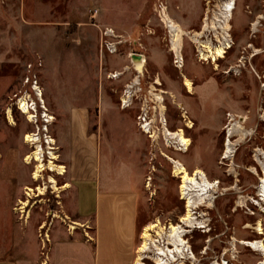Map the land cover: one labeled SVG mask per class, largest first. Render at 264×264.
Returning a JSON list of instances; mask_svg holds the SVG:
<instances>
[{
	"label": "rangeland",
	"instance_id": "rangeland-1",
	"mask_svg": "<svg viewBox=\"0 0 264 264\" xmlns=\"http://www.w3.org/2000/svg\"><path fill=\"white\" fill-rule=\"evenodd\" d=\"M145 2L143 16L132 33L123 20L131 11V0H116L117 22L105 23L108 33L102 36L96 34L90 20L63 22L58 15L45 21L42 7H36L38 20L30 21L18 13L16 0H0V246L9 240L13 223L19 229L15 234L19 233L26 244L36 241L42 245V255L44 240L56 231L69 236L79 232L75 221L60 220L66 174L57 176L44 170L35 182L32 175L36 163L26 162L38 145L45 165L53 151L55 164L65 167L66 150L61 146L64 120L54 115L47 97L56 106L63 98L66 101L78 94L85 103L97 100L91 108L93 115L101 112L106 116L112 110L127 113L137 134L139 164L144 173L138 201L137 247L147 225L157 220L162 226L175 225L185 214L180 180L173 177L170 158L189 173L202 170L218 185L213 191V205L195 211L194 216L205 228L191 229L186 235L195 257L186 264H258L263 260L261 253L242 246L240 241L264 243V206L257 190L262 170L256 164L259 151H264V52L252 51H264V27L258 28L259 20L251 21L255 15L264 16V0H235L229 31L221 28L223 0H209L208 5L206 0ZM207 7L212 17L208 14L205 20ZM103 11L108 22L109 15ZM163 13L185 34L181 38V59L170 51V32L162 21ZM248 23H257L256 30ZM261 24L264 26V21ZM194 33L201 34L199 41L203 44L220 47L226 43L230 49L223 59L203 61L208 54L193 42ZM107 43L114 45L111 54L105 49ZM249 45L253 47L247 48L248 53H242ZM154 50L159 52V61L154 59ZM134 53L145 60L141 74L139 65L128 58ZM185 79L192 84L191 92L184 86ZM33 80L42 95L37 108H29L26 102L27 95L36 101L31 90ZM126 96L128 105L132 103L121 108L120 99ZM21 100L28 109H34L30 118L21 112ZM48 115L54 120L49 121ZM143 120L153 138L144 133V128L141 130L146 125ZM188 122L191 128L186 126ZM236 122H240L241 130L230 135L236 152L232 160H223L227 132ZM164 126L170 132H184L191 142L187 152L176 149L174 140L164 135ZM27 135L36 139L28 141ZM49 137L55 140L52 151ZM49 177L55 179L58 190L48 183ZM38 188L43 189L42 195L36 192ZM14 193L19 196L16 203ZM20 202H26V206ZM259 221L263 235L254 230Z\"/></svg>",
	"mask_w": 264,
	"mask_h": 264
},
{
	"label": "crops",
	"instance_id": "crops-1",
	"mask_svg": "<svg viewBox=\"0 0 264 264\" xmlns=\"http://www.w3.org/2000/svg\"><path fill=\"white\" fill-rule=\"evenodd\" d=\"M16 1L18 13L28 16L30 21L38 20L35 8L42 7L45 21L58 15L63 22L90 20L98 31L96 34L102 36L109 28L105 23L114 25L118 19L116 0ZM145 5V0H131V11L123 19L128 31L135 32ZM103 10L109 15L108 22ZM154 53V59L159 61V52ZM85 100L72 94L54 106L47 97L54 115L64 120L61 124L65 127L61 146L66 150L64 168L69 188L60 197V220L75 221L80 226L79 232L69 236L56 231L44 240L42 255L41 244L36 241L26 244L19 233L16 237L15 231L19 229L13 223L9 240L0 246V264L134 263L138 201L144 177L137 134L127 113L112 110L106 116L101 112L93 115L91 108L97 100L93 99L92 104ZM18 197L13 194V203Z\"/></svg>",
	"mask_w": 264,
	"mask_h": 264
},
{
	"label": "bare ground",
	"instance_id": "bare-ground-1",
	"mask_svg": "<svg viewBox=\"0 0 264 264\" xmlns=\"http://www.w3.org/2000/svg\"><path fill=\"white\" fill-rule=\"evenodd\" d=\"M234 8H235V0H223V4L220 8V11L223 16V25H221L223 31H225V29L229 31L230 29L229 23L232 18V13L234 11ZM162 21L166 24V27L170 32V38H171L170 51L174 53L176 57L181 59L180 48L183 42L181 38L185 36V34L182 32V30L175 22H173L169 17H167L165 13H163L162 15ZM256 27H257V23L252 25L253 30H256ZM107 33L108 32H106L105 35H107ZM200 37L201 34L194 33L193 42L199 44V46L204 49L206 54H208L205 55L206 57L202 59L203 61H207L208 59H210L213 62H216L217 60L223 59L224 56L226 55V52L230 49L229 44L226 43L224 46L221 45L220 47L212 46L209 42L203 44L199 41ZM132 61L135 63L134 65L136 66L139 65L138 67H140L142 64L145 63L144 58L141 56L138 60L132 59ZM140 69L141 67L138 69V71ZM141 73H142L141 71L138 72V74ZM184 86L189 92L193 90L191 82L187 79L184 80ZM33 89L37 92L39 96L38 102L42 101L41 98L42 95L37 83L33 86ZM128 99L129 96H126V99L122 100L124 102L123 108L124 107L127 108L129 106ZM157 99L161 102L160 97L157 96ZM19 107L21 108V109L19 108L21 112L23 111L22 112L23 114L28 115L29 118L32 116L30 110L34 111V109H28L26 103L23 100L19 102ZM162 110L164 109L162 108ZM47 117L49 121L54 120L51 115H48ZM262 118L264 120V116ZM143 123L146 124L145 120H143ZM186 126L188 128H191V123L188 122ZM143 128L145 130L144 133L150 134L152 136L151 138H153L154 135H152V132H149L148 124H146L144 127L142 126L141 130H143ZM163 129H164V135L169 139L174 140V143L177 145L176 146L177 150L181 152L188 151L189 147L191 146V142L184 135V132L181 129L175 132H170L169 130H167L165 126ZM237 129L241 130L240 122H236L234 125H232L227 132V138L224 145L225 151L222 157L223 160H232L236 152L237 145L231 142L230 135L234 130ZM35 139L36 138L34 136H32V138L30 135L26 136V140L28 141H34ZM47 143L49 149L52 151L53 146H55V140L49 137ZM40 154H41V148L37 145L35 150L26 158V162L28 164L31 161H34L36 163L35 171L32 175L33 176L32 178L35 182H37L40 179V174L44 170H47L50 173H54L57 176L65 175L66 172L64 166L55 164V162L57 161V156L55 153H53V151L49 154L50 158L47 165L44 164ZM168 160L171 162L173 166L172 168L173 177L178 178L180 180L179 194L181 200L185 202V214L181 217V219H179L178 224L175 225L169 224L167 226H162L158 220L155 223L147 225L141 233V237H140L141 242L136 249V258L133 264H147L144 261L145 259L151 261L152 264H186L188 260H193V261L195 260L194 254L191 251L189 243L186 241L185 238L191 229L200 230L205 228L204 223L203 222L199 223L197 220V216H194L196 215L195 211L198 210L199 208H205V207L209 208L213 205V201L215 198L213 191L215 189H218V185L217 182L215 181L210 182L206 174L202 170L195 169L192 173H189L188 170L185 168V166L182 165L179 161L170 158H168ZM256 164L259 165L262 170V177L261 178L259 177V185L257 186V190H258V196L260 197V201L262 202V206H264V151L262 152L259 151V154L256 157ZM252 170L254 169L252 168ZM48 183L52 185L54 190H58L54 178L49 177ZM67 188H69V186L65 184L63 189H67ZM27 191L29 193L32 192V190L30 189H28ZM36 192H38L39 195H42L43 189L38 188ZM20 205L26 206V202H22V203L20 202ZM246 228L249 229L250 226L247 225ZM254 230L258 235H263L262 224L260 221L257 222ZM203 232H206V230ZM240 244L242 246L248 247L254 252H260L263 260L260 261L258 264H264V243L262 240L240 241ZM214 264L217 263L215 262Z\"/></svg>",
	"mask_w": 264,
	"mask_h": 264
},
{
	"label": "built area",
	"instance_id": "built-area-1",
	"mask_svg": "<svg viewBox=\"0 0 264 264\" xmlns=\"http://www.w3.org/2000/svg\"><path fill=\"white\" fill-rule=\"evenodd\" d=\"M206 2H207V5H208L209 4V0H206ZM208 11H209V8L207 7V9L205 11L204 19L207 17L208 14L212 17V11H210V13H208ZM204 19H203V21H204ZM104 34H106V30H105ZM113 46H114L113 44L107 43V44H105V49L110 53V52H112L111 49L114 48ZM36 83H37V81L33 80L32 84H31V90L33 92V95H34L36 101H33V99L30 98V95H27L28 100L26 102L29 105V108H32L33 106H34V108H37L39 96H38L37 92L33 89V86ZM121 104L124 105V102L122 100H121ZM38 106H40V104H38ZM138 119H144V118L143 117H139ZM144 261L147 264H152L151 261H149L147 259H145Z\"/></svg>",
	"mask_w": 264,
	"mask_h": 264
},
{
	"label": "flooded vegetation",
	"instance_id": "flooded-vegetation-1",
	"mask_svg": "<svg viewBox=\"0 0 264 264\" xmlns=\"http://www.w3.org/2000/svg\"><path fill=\"white\" fill-rule=\"evenodd\" d=\"M259 17H263V18H261V19H259ZM256 20H259V26H258V28L259 27H264L262 24H261V21H264V16H261V15H255L253 18H252V20L251 21H253V23L256 21ZM249 25H252V24H250V23H248ZM257 32H259V30H257ZM256 32V33H257ZM253 33V32H252ZM253 34H255V33H253ZM168 36V35H167ZM114 37V36H113ZM116 37V36H115ZM169 37V36H168ZM120 43V42H119ZM251 47H253V46H251V45H249V46H246V47H243V52L242 53H244V52H246V53H248L247 52V48H251ZM253 50H258L260 53L259 54H261V53H263L264 51H262V49H259V48H257V49H255V48H252V51ZM115 52H116V49H115ZM258 54V55H259ZM140 56H141V54H138V53H134V54H129V56H128V58H131V59H135V60H138L139 58H140ZM254 56H257V55H254ZM253 56V54H252V57H254ZM242 59H243V57H242ZM240 62H241V60H239ZM238 61V62H239ZM172 63H174L175 64V61L174 62H172ZM242 63V62H241ZM126 67V66H125ZM175 67H176V65H175ZM261 79V78H260ZM262 79H264V75H262ZM159 85L160 86H162V83L161 82H159ZM126 92V91H125ZM120 102H121V99H120ZM131 103L132 102H130V104L129 105H131ZM121 106V108L124 106V105H120ZM142 111H143V108L141 109Z\"/></svg>",
	"mask_w": 264,
	"mask_h": 264
}]
</instances>
